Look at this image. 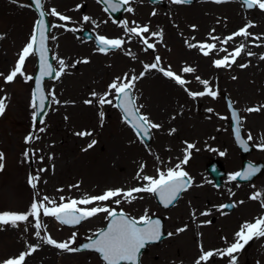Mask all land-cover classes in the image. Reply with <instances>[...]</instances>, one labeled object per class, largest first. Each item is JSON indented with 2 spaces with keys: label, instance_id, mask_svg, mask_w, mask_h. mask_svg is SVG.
<instances>
[{
  "label": "rangeland",
  "instance_id": "obj_1",
  "mask_svg": "<svg viewBox=\"0 0 264 264\" xmlns=\"http://www.w3.org/2000/svg\"><path fill=\"white\" fill-rule=\"evenodd\" d=\"M24 2L0 0V56L7 63L2 72L5 76L14 68L19 48L29 42L33 32L36 15ZM45 10L49 12L47 8ZM143 11L156 15L155 24L161 35L156 41H148L155 45L154 49L145 50L142 42L128 34L123 39L125 43L122 48L107 53H101L92 41L75 37L70 41L63 40L61 35H69L64 29L53 27L62 21L48 15L51 21L48 46L53 66L60 71L59 60H63L65 67L59 78L45 82L47 94L53 93L59 103H54L53 96L49 95V107L41 118L43 124H36L33 119V82L25 79V76L32 77L35 72V55L29 56L25 62L24 76L18 75L10 84L0 76V90L6 97L7 105L0 116V153L4 155V168L0 170V213H26L34 201L39 203L44 196L55 200L58 205L72 199L100 195L110 189L128 191L141 187L146 183L136 179L141 165H144L141 176L158 178L157 169L167 171L174 168L184 157L186 142L191 143L195 148L190 150V159L182 168L191 177L192 186L181 194L172 207L162 210L151 193H134L137 198L130 203L116 197L114 199L121 200L119 205L109 200L78 207L107 206L137 220L146 211L150 217L161 214L167 237L158 244L150 245L141 255L140 264H195L201 245L206 251L223 249L235 240V227L227 226L224 229L221 226V201H231L236 206L238 193L242 196L251 194L250 184L239 185L225 178L222 186L215 187L211 178L204 173L210 160L221 159V148L235 156L231 161L228 157L222 161L228 176L240 166L239 152L228 132V114L222 94H226L239 109L242 131L247 141L259 148L264 145V59H261L264 56V11L258 8L246 10L240 0L222 3L195 0L193 4L163 0V5L159 6L150 5L146 0ZM249 23L254 26L248 29L251 33L248 38L238 36L228 43H222ZM81 25L90 29L94 21L82 22ZM98 25L94 33L109 36L100 18ZM128 27L131 28L130 25ZM202 43L215 45L207 57L198 47L189 46ZM241 44L244 49L234 58L235 63L214 67L216 59L234 52ZM157 56L160 57V68L171 70L188 81L184 88L158 70L145 71L144 65L154 63ZM232 59L230 56L229 60ZM85 60L88 62L84 63ZM185 67H192L195 71L184 73L182 70ZM141 72H145V75L135 82L133 90L137 106L143 105L140 112L150 120H172L163 134L151 130L152 139L148 145H144L123 122L117 107L101 106L97 103L98 97H92L93 92L100 95L107 92L108 86L117 77H123L126 73L139 76ZM197 76L209 81L208 87L218 93L216 99L207 95L189 96L188 92L205 91L204 85L196 80ZM108 99L113 97L109 96ZM85 100L93 102L85 104ZM249 108L261 110L248 112ZM101 112L104 114L102 123ZM172 129L175 132L169 134ZM78 132H91L92 135L80 137L76 135ZM249 134L251 140L248 139ZM28 137L33 139L26 143ZM92 140L96 141L94 147L84 151ZM199 172L202 174L200 177L197 176ZM30 177H38L34 181L35 188L29 182ZM60 197H64V201ZM44 203L47 205L46 201ZM235 210L227 214L228 221L234 218ZM201 212H208L209 215L202 216ZM212 218H215L214 221ZM40 219L46 228V231L45 228L40 230L41 236L47 234L57 242H65L76 233L72 244V247H76L103 228L108 217L105 213H99L72 228L59 224L53 217L43 216L42 211ZM186 219L188 223H183ZM34 224L35 219L29 217V222L20 223L15 228L0 225V264L5 259L18 256L27 245H33L38 240L43 243L35 236ZM180 228L185 231L177 232ZM192 229L205 232L202 244L191 247L181 243L182 234L185 236L184 232L189 233ZM168 233L173 235L169 236ZM71 253L78 264H103L96 253ZM229 259L215 256L211 264H225ZM25 264L42 263H38L32 255L26 257Z\"/></svg>",
  "mask_w": 264,
  "mask_h": 264
},
{
  "label": "snow or ice",
  "instance_id": "obj_2",
  "mask_svg": "<svg viewBox=\"0 0 264 264\" xmlns=\"http://www.w3.org/2000/svg\"><path fill=\"white\" fill-rule=\"evenodd\" d=\"M13 3H16L17 0H12ZM35 3L36 9L39 11V19L35 21L32 35L29 39V42L24 46L22 51L19 54L18 60L14 66V68L10 71L6 76L3 73H0V76H3L5 83H12L17 76H24V65L25 61L29 56L39 55L40 60V72L39 76L36 78V88L33 92L32 98V107L33 109H37L38 112L44 111L45 100L46 97L44 95V91L41 87V82L45 77H51L55 72L57 78L60 77L61 73L64 70L65 63L63 60H59L60 71H57L52 64L48 62L47 53L49 51L46 46V41L48 39L46 33L48 32V26L45 22L44 17L46 15H51L57 17L60 21H69L70 17L62 15L55 8L50 9L48 13L43 11V2L42 0H33ZM100 2V0H98ZM190 0H173L175 4H185L189 3ZM215 3L227 2V0H214ZM244 4L248 9L258 8L261 11H264V0H243ZM103 3L106 4L104 10L108 11L109 9L113 12L118 11L122 5H128L130 0H103ZM24 5H21L23 7ZM79 7V6H78ZM128 12H132L133 9L128 7L126 9ZM155 15V13H153ZM91 18L88 16H84V21H89ZM135 23V22H133ZM251 23L247 24L245 27L239 29L236 33L231 36H228L222 43H228V41L233 40L234 37L242 36L248 38L251 33L248 31L249 28L253 27ZM53 27H65L63 24L54 25ZM122 27L125 32L130 34V36L141 37V41L144 45H146V49H154L155 45L153 43H149V38L143 37V33H149V28L147 26H136L129 28L127 26V22H123ZM71 31L72 29H67ZM160 33H151L152 37L159 36ZM55 39V37H52ZM213 39H218V37H213ZM255 39H260V37H255ZM97 43L99 45V51L101 53H107L109 50H115L122 48L125 41L123 39H108L105 36H98ZM192 48H199L204 56H209L211 51L215 49L214 44H191L189 45ZM244 49V45L241 44L239 47L235 49L234 52L229 53L224 56L222 59H216L213 62L214 67L221 68L225 66H230V63H235V57L239 56ZM221 51H227L226 49H221ZM249 55H254V53H249ZM233 57L230 61L229 57ZM55 59V57H53ZM264 59V56L261 57ZM87 63L88 61H83ZM160 57L157 56L155 58V62L151 65L145 64L144 69L148 71L149 69H155L163 73V75L171 80H173L177 85L184 88V86L188 83V81L184 80L180 75L173 73L171 70H165L159 67ZM75 66V65H73ZM241 67H246V65H241ZM184 73H192L195 71L192 67H185L182 70ZM145 72H141L139 76L131 75L129 76L127 73L124 74L123 77H117L109 86L108 91L103 95L93 92L92 97L95 99L98 97L97 103L99 105H112L113 107H117L122 112L123 122L128 124L136 133L139 138L141 135L147 138H151V130L152 129H160L161 125L158 123L152 122L149 117L140 112V109L143 105L137 106L135 102V96L133 94V90L135 88V82L138 79L143 78ZM26 80H32L33 77L25 76ZM196 80L199 81L200 84L204 85L205 91L202 92H188L189 96L195 98L197 96H210L213 99L217 98L218 93L211 88L208 87L209 81L202 80L199 76L196 77ZM185 91H188L185 88ZM49 95L53 96V102L59 103L58 100L55 99L53 93H49ZM109 96H112L113 99H108ZM6 97H0V116H2L6 110ZM113 100L116 101L113 104ZM38 101V103H37ZM92 100H85V104H91ZM231 107V105H230ZM264 107V106H262ZM260 108H249L248 112H258ZM211 111V110H210ZM38 112L34 113L33 119H36V115ZM103 112L100 113L101 123L103 122ZM232 116L237 120L239 124V118L235 111L232 112ZM222 119L224 117H221ZM41 124L44 123L43 120L40 121ZM41 132L44 131L43 128L40 129ZM175 132V129H172L169 134ZM76 135L80 137L91 136V132H78ZM235 138L239 144L245 147L247 150V145L244 140L241 139L240 128L237 127L235 129ZM33 138H26V143L30 142ZM248 139L251 140V134H249ZM96 144L95 140H92L88 143L87 148L84 151L94 147ZM264 149V145L260 146ZM195 145L186 142V148L184 149V157L183 159L175 165L174 168H168L167 171H160L157 169L158 178H154L152 176L143 175L141 176V172L144 169V165L140 166V170L136 174V179L143 180L146 183L141 187H133L128 191H123L122 189H110L105 191L103 194L96 196H86L82 199H72L67 203L61 202L60 204H56V201L50 199L47 196H44L42 201L37 203L33 202L30 206V209L26 213H15V212H2L0 213V225H11L12 227H18L20 223L29 222V217H33L35 219L34 228L35 236L40 238L43 243L47 245H51L57 249L66 251V252H79L82 249L77 247H72V244L75 242L76 233L72 234V237L65 242H57L49 235L41 236V229L45 228L43 225L40 216L41 211L43 216L45 217H53L56 221L63 225L75 226L79 225L82 221L90 219L91 217L96 216L99 213L107 214V217L110 218V222L108 224L107 229L100 230L95 239L89 237V243L84 244L82 246L83 249H92L100 254L101 258L105 262V264H137L138 254L140 250L145 246L146 242L149 241H157L161 238V222L159 220L152 219L147 215V211L144 216L140 217L139 220L127 216L123 211L117 213L114 209L107 206H96V207H78V205H90L96 204L98 202H106L109 200H113V202L117 205L121 203L120 199H114L116 197H122L127 202H131L137 197L134 193H151L155 194L159 197L161 203L168 207L173 203V201L177 200L180 193L183 191H187L192 186V179L189 174L183 170L182 165H186L190 159V150L194 149ZM225 153L220 152V155L223 156ZM27 156V153H25ZM4 159L3 153H0V170H3L4 165L2 163ZM42 159V158H41ZM159 160V157L156 158ZM40 171H45V169H40ZM258 169L252 168L250 166L249 170L246 172H237L229 177L230 180H236L238 177L242 179H249L252 175H254ZM38 179V177H30L29 182L32 184V187L35 188L36 184L34 181ZM261 193H254L249 197L251 200H257L261 197ZM142 198V197H141ZM64 197H60L61 201H64ZM47 202V206L44 202ZM243 203V201H241ZM234 206V205H231ZM229 207V205H221L220 208ZM261 207H264V201L261 203ZM200 215L206 216L209 215L208 212H201ZM193 216H195V212H193ZM210 223V221L208 222ZM142 225V226H141ZM27 231V228H25ZM46 231V228H45ZM185 231L184 228L177 229V232ZM169 236L173 235L172 233H168ZM264 237V216H261L255 219L254 222H246L244 223L240 230L235 233V242L231 243L227 247L223 249H215V250H204L203 246L200 247V255L195 260V264H211L212 258L215 256L220 257H228L230 258L229 264H236L237 258L234 253L241 251L246 244L249 243L253 238ZM39 245H29L28 251L19 253L18 256L13 258L5 259L2 264H25L26 257L30 256L32 253L36 252Z\"/></svg>",
  "mask_w": 264,
  "mask_h": 264
},
{
  "label": "flooded vegetation",
  "instance_id": "obj_3",
  "mask_svg": "<svg viewBox=\"0 0 264 264\" xmlns=\"http://www.w3.org/2000/svg\"><path fill=\"white\" fill-rule=\"evenodd\" d=\"M24 1H25L24 5H27L30 9H32L30 0H24ZM42 2L44 9L47 8L50 11V9L55 8L62 15L70 17L69 21L61 22V24L65 25L66 27L63 31H65V33L69 35V37L61 35V37L64 38L63 40L70 41L73 40V37L81 39V37H78L76 35V32L78 30L87 28V27H82L81 25L82 22H86V23L88 22L83 20L84 16H88L91 18L89 22L94 21L93 28H90L93 32H95V30L98 29L97 28L99 27L98 18H100L104 26L103 29L105 30L106 34H109V36L107 35V37L110 39H118V38L120 39V37L124 39L129 36L128 33H126L124 28L122 27V24L125 21L127 22V26L130 25L131 27L147 26L149 28V33H143L142 35L145 38L150 37L148 41H156L159 37V36H155V37L151 36V33H160V31L157 25L155 24L156 15H153L151 13L147 14L146 12L143 11L145 8L146 0H130V3L128 5H125V10L119 20H114L113 17L104 10L105 6L107 5H105L102 2V0H100V2H98V0H42ZM128 7H131L133 11L132 12L126 11ZM67 29H72V30L69 31ZM135 38L136 41L142 42L141 37H135ZM143 47H145L144 44ZM139 98L141 101L142 99L140 96ZM151 121L161 125L160 129H155L157 134H163V132L166 131L169 125L172 123V120L162 121V120L151 119ZM228 132L230 133L229 126H228ZM230 137H231V133H230ZM227 151L228 150L221 148V152L225 153L223 156H221V159H219L222 165H224L222 161H224L225 158L228 157L229 161H231L232 156H234V153L230 154ZM237 155L239 157V160H241L240 153H238ZM249 160L253 163L262 161L264 165V149H262L261 147L260 148L257 147L256 150L251 153V157L249 158ZM210 178H211V182L214 185L213 178L211 176ZM250 185L252 187L250 189V193H251L250 195L242 196L241 194L238 193L239 200L237 201L236 206L234 205L231 210H226L225 208L221 209L222 228L225 229L227 226L230 227L233 226L235 227L234 229H236L234 232L233 239H235V233L240 230L241 226L244 223L254 222L255 219L264 216V207H261V203L262 201H264V171L260 173L250 183ZM257 192L262 194L260 198H258L257 200L249 199L251 195ZM212 198H214V196ZM241 201H243V203H241ZM225 202L226 200L221 201V205H224ZM213 210L214 208H212L211 211ZM234 210L236 211L234 214V218L231 221H228L226 219L227 214H230V212H233ZM247 212H249V215H246ZM214 219L215 218H212L213 221ZM233 241L235 242V240ZM234 255L237 258L236 264H264V237L253 238L252 240L249 241L248 244L245 245V247L241 251L235 253ZM229 261L230 259L228 260L227 263H225V260H223V263L229 264Z\"/></svg>",
  "mask_w": 264,
  "mask_h": 264
},
{
  "label": "water",
  "instance_id": "obj_4",
  "mask_svg": "<svg viewBox=\"0 0 264 264\" xmlns=\"http://www.w3.org/2000/svg\"><path fill=\"white\" fill-rule=\"evenodd\" d=\"M194 1H195V0H190L189 3H192V2H194ZM241 2H242V4H243L244 8H245L246 10H249V9L247 8V6L244 4L243 0H241ZM152 3H153V4H155V3L157 4V3H161V2H160V0H152ZM33 7H34V9L36 10V12H37V14H38V16H39V11L36 9L35 4L33 5ZM107 7H108V6H107ZM123 7H124V6L122 5V6L120 7V9H119L118 11L115 12L116 15L113 16L114 19H118V18L120 17V14H121V12H122V10H123ZM108 11H109V12H112L110 9H109ZM39 18H40V17H39ZM44 19H45V22H46V24H47V26H48V32H49V23H48V21H47V17L45 16ZM48 32L46 33L47 37H48ZM84 36H85L86 38H93L94 42L98 45V43H97V37H94L92 34H89L87 31L84 32ZM47 44H48V39H47V41H46V46L48 47ZM98 46H99V45H98ZM48 49H49V47H48ZM47 58H48V62H49L50 64H52V57H51V55H50V50H49L48 53H47ZM36 65H37V69H36V72H35V74H34V76H33V91H32V92H34V90H35V88H36V78L39 76V72H40V67H39V65H40V60H39V55H38V54H36ZM50 78H55V72L53 73V75H52L51 77H45V78L42 80V82H41V87H42V89H43V91H44V95H45V97H46V100H45V106H44V111H43V112H38V110L35 109V113L38 112V114L36 115V119H35V123H36V124H38V123L40 122L41 118L43 117V115H44L45 112L47 111V108H48V105H49V96L47 95V93H46V91H45V89H44V81H45L46 79H50ZM223 98H224L225 101H226V108H227V110H228V112H229V116H230V127H231L232 137H233V139H234L235 145L237 146V148H239V150L241 151L242 156L244 157L245 155H247L248 153H250V152L253 150V146H252L251 144H249V143L245 140V138H244L243 135H242V131H241L240 125L237 123V120L234 119L233 116H232V112L235 111L236 114H237V117L239 118V121H240L239 111L237 110V108H235V106L232 104L231 100L229 99V97H228L226 94H223ZM37 103H38V101H37ZM230 105H231V107H230ZM119 110H120V109H119ZM120 111H121V110H120ZM121 113H122V112H121ZM237 127L240 128L241 139L244 140V141L246 142L247 150H245V147L242 146L241 144H239V143L237 142L236 138H235V129H236ZM141 137L144 139V141H145L146 143H149L150 138L144 137L143 135H141ZM250 166H251L252 168H256V169H258V171H257L254 175H252L249 179H242V178L238 177V178L236 179L238 182H240V183H245V182H248V181H252L253 178L255 177V175H256L257 173H260V172L263 170V168H262L261 165H254V164L250 163L249 161H247V160H245V159L243 158V159H242V162H241V168H240L237 172H241V173L246 172V171L249 170ZM207 171H208V172L213 176V178L215 179V183H216V185H217V186L220 185V184H221V180H220V178L223 177V176H225V173H224V171H223V168L220 166V164H219L216 160L212 161V162L207 166ZM237 172H236V173H237ZM181 193H182V192H181ZM181 193H180V194H181ZM153 195H154L155 201L157 202V204H158L162 209H167V208L171 207V206L176 202V200H175V201H173V203H172L171 205H169L168 207H165V206L161 203L159 197H158L157 195H155V194H153ZM179 196H180V195H179ZM178 198H179V197H178ZM178 198H177V199H178ZM226 205H229V204H226ZM230 207H231V205H229V207H227V208L229 209ZM117 213H119V212H117ZM151 218H152V219H155V220H159V221L161 222V232H162V236H161V238H160L159 240H157V241H149V242H146V243H145V246L140 250V252H139V254H138L137 264H140V255H141L143 252H146V251H147V248H148L149 245H151V244H158L162 239H164V238L167 236V234L164 232V228H163V223H164V221H163L162 216L157 215V216H153V217H151ZM109 222H110V218H108V220H107L105 226H104L102 229H105V230H106L107 227H108ZM65 226H68V227H75V226H78V225H75V226L65 225ZM141 226H142V225H141ZM102 229H101V230H102ZM99 231H100V230H99ZM99 231H98V232H99ZM98 232H97V233H98ZM97 233H96V234H97ZM92 238L95 239L96 236H94V237H92ZM89 242H90V241L87 240V241L81 243L80 245H78L77 248H81L82 250H90V251L96 252L95 250H92V249H83V248H82V246H83L84 244H87V243H89ZM96 253H97V252H96ZM97 254H98V257L103 261V259L101 258L100 254H99V253H97ZM103 262H104V261H103ZM104 263H105V262H104Z\"/></svg>",
  "mask_w": 264,
  "mask_h": 264
},
{
  "label": "bare ground",
  "instance_id": "obj_5",
  "mask_svg": "<svg viewBox=\"0 0 264 264\" xmlns=\"http://www.w3.org/2000/svg\"><path fill=\"white\" fill-rule=\"evenodd\" d=\"M22 48L23 47L19 48L18 54H20ZM4 60H5V58L0 56V73H2L3 70H5L4 64H7L4 62ZM2 93L3 92L0 90V97H3ZM197 176L200 177V176H202V174L199 172L197 174ZM189 194H190V192H189ZM191 194H192V191H191ZM189 222H190V220H189ZM183 223H188V219L184 220ZM196 229H198V228H196ZM196 229H194V230L192 229V231L190 230L189 233L184 232L185 236H183V234H182V238H181L182 242L181 243L182 244L185 243L187 245H190L191 247L202 244V239L205 237L206 234H205V232H203V231L201 232V230H196ZM32 244L33 245H39L37 251L30 255V256L33 255V257H35L37 259L38 263H42V264H78L77 261H74V258H73L74 255H72L71 252H66V251L57 249L51 245L43 244L40 240H38ZM28 247L29 246L27 245V247L23 248L22 249L23 252L28 251ZM30 256H28V257H30ZM76 257L77 256L75 255V258ZM65 260H66V262H65Z\"/></svg>",
  "mask_w": 264,
  "mask_h": 264
}]
</instances>
